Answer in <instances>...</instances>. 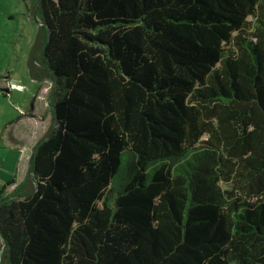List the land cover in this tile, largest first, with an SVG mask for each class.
Segmentation results:
<instances>
[{"label": "trees", "instance_id": "16d2710c", "mask_svg": "<svg viewBox=\"0 0 264 264\" xmlns=\"http://www.w3.org/2000/svg\"><path fill=\"white\" fill-rule=\"evenodd\" d=\"M37 1L54 126L0 264H264V0Z\"/></svg>", "mask_w": 264, "mask_h": 264}, {"label": "rangeland", "instance_id": "374dc122", "mask_svg": "<svg viewBox=\"0 0 264 264\" xmlns=\"http://www.w3.org/2000/svg\"><path fill=\"white\" fill-rule=\"evenodd\" d=\"M46 39L35 0H0V190L15 182L9 194L29 180L32 153L54 126L53 81L33 78L46 73L38 60Z\"/></svg>", "mask_w": 264, "mask_h": 264}, {"label": "water", "instance_id": "95a60500", "mask_svg": "<svg viewBox=\"0 0 264 264\" xmlns=\"http://www.w3.org/2000/svg\"><path fill=\"white\" fill-rule=\"evenodd\" d=\"M39 4V0L37 1V5ZM43 25V24H42ZM57 122V113H55V123ZM56 125V124H55ZM34 154H35V149H34V151H33V153H32V156H31V159H30V166H31V164H32V161H33V159H34Z\"/></svg>", "mask_w": 264, "mask_h": 264}, {"label": "crops", "instance_id": "0c3cea01", "mask_svg": "<svg viewBox=\"0 0 264 264\" xmlns=\"http://www.w3.org/2000/svg\"><path fill=\"white\" fill-rule=\"evenodd\" d=\"M29 168H30V165H29ZM28 172H29V169H28ZM16 184V183H15ZM14 186V185H13ZM12 186V187H13ZM16 186V185H15ZM12 187H10L8 190H7V193L9 192L10 189H12Z\"/></svg>", "mask_w": 264, "mask_h": 264}]
</instances>
